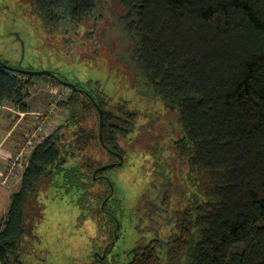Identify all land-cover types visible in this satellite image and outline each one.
I'll return each mask as SVG.
<instances>
[{"label": "trees", "instance_id": "16d2710c", "mask_svg": "<svg viewBox=\"0 0 264 264\" xmlns=\"http://www.w3.org/2000/svg\"><path fill=\"white\" fill-rule=\"evenodd\" d=\"M29 1L48 30L71 33L113 17L128 48L123 63L140 92L176 116L179 129L168 148L183 165L172 168L170 159L165 166L184 184L157 174L160 202L172 207L175 230L164 243L155 236L140 244L129 264H264V0ZM38 78L57 83L0 62V104L28 110L26 93ZM67 88L58 102L67 115L27 155L0 221L2 264H22L23 238L34 227L29 220L42 218L38 195L49 185L73 191L80 206L91 201L102 212L109 188L94 189L103 150L98 107L104 146L124 151L133 130L137 112L127 101L111 103L97 87V106L80 82ZM90 110L95 133L83 125ZM119 203L112 194L103 207L115 214ZM98 217L102 225L104 216Z\"/></svg>", "mask_w": 264, "mask_h": 264}, {"label": "rangeland", "instance_id": "374dc122", "mask_svg": "<svg viewBox=\"0 0 264 264\" xmlns=\"http://www.w3.org/2000/svg\"><path fill=\"white\" fill-rule=\"evenodd\" d=\"M107 19L98 20L95 28L80 25L71 33L48 30L29 0H0V59L17 69L53 71L68 82H80L93 94L99 88L111 103L127 101L128 107L137 112L126 141L124 163L105 172L113 183V194L120 200V205L114 207L120 228L111 253L115 255V264H123L137 244L149 242L155 236L164 243L175 230L172 207L159 208L163 185L157 174L164 172L170 181L184 184V178L172 171L183 162L176 154L171 159L172 151L168 148L177 137L176 116L161 100L140 92L133 72L123 63L128 48L120 29L113 17ZM35 81L26 93L27 101L39 113L50 114L44 116L40 136L48 125L55 127L67 115L56 104L57 96L67 88L43 78ZM36 114L27 115L25 137L13 154L22 150L27 133L36 128L38 120L42 121ZM83 125L92 127L93 133L97 131L95 111L84 116ZM94 147H99L96 142ZM27 150L28 153L30 149ZM24 158L9 173L12 191L20 186ZM170 159L172 168L166 170V161ZM179 170L182 171L180 167ZM94 189L105 191L101 181ZM38 196L43 203V215L41 219L29 220L34 227L23 238L22 264H97L92 254L107 240L109 225L107 221L99 224V214L91 201L82 207L75 201L78 195L54 184L40 190Z\"/></svg>", "mask_w": 264, "mask_h": 264}, {"label": "flooded vegetation", "instance_id": "af4514ba", "mask_svg": "<svg viewBox=\"0 0 264 264\" xmlns=\"http://www.w3.org/2000/svg\"><path fill=\"white\" fill-rule=\"evenodd\" d=\"M0 62L6 64L7 67L12 68V69H15V70H18V71H23V72H26V73H28V71H33L30 68H26V69L22 70V69H17L14 66H9V64L6 61L1 60V59H0ZM40 71H47V70H40ZM40 71H37V72H40ZM47 72L48 73H46V74H42V73H36V74L46 75V76H48L50 78H53V79H55L57 81V84L62 85L63 87L75 86V83L76 82H74V83L68 82L63 77H61L60 75L56 74L53 71H47ZM29 74H34V73H29ZM47 80H50V79H47ZM61 82L70 83L71 85L69 86V85H66V84H62ZM81 85L83 86V84H81ZM81 90L84 93H86V94H88L90 96L92 102H94L95 105H97V106L99 105L98 104L99 99L97 98V96L95 94H93L94 97H92L88 93V90H86L84 88V86H83V88H81ZM98 108L100 109V107H98ZM99 124H100V122H99ZM103 126H104V124H103ZM98 131H99V126H98ZM102 136H103V130H102ZM124 143L125 144L123 145L124 146L123 148H124V151H125L126 142H124ZM101 144L103 145V150L100 152L99 155H97V158H98L97 162L98 163L95 165V167L93 169V178L95 180H97L98 183H99V181H101V185H104L105 191L107 190V187H108L109 188V192H108L106 198L101 203V210H102V212H100V209L97 208V207L96 208H93V209L94 210H97V213L98 214L99 213L102 214L104 216V220H105V216H108V219L107 220L113 219L114 222H109L108 223L109 226L106 229V232H107V240L104 242V244L102 246L99 247V249H95L93 251L92 257H93V260L97 264H115L116 258H115V255H113L111 253V251H112V246H113L114 242L117 240L116 238L118 237L117 235H118V231H119V228H120V222L118 220V217L115 216L116 214L112 213L110 210H108V209H106V208L103 207L104 206V203L113 194V183L105 175V172L109 168L120 167L124 163V151L121 148H119L117 145H113L112 147H107V146H104L103 143H101ZM120 156L122 157V162H120ZM106 165H111V166H108V167L103 168V169H99L94 174V171L97 168H101V167H104ZM159 201H161V199ZM165 207L166 206H162L161 205L159 208H162V209L165 210ZM140 244H143V243H140ZM140 244H137L135 247H133L131 249V254H130L131 257L125 263H123V264H129V262L132 259L135 258V254L137 252V248H138V246ZM110 256H113V257L110 258Z\"/></svg>", "mask_w": 264, "mask_h": 264}, {"label": "crops", "instance_id": "0c3cea01", "mask_svg": "<svg viewBox=\"0 0 264 264\" xmlns=\"http://www.w3.org/2000/svg\"><path fill=\"white\" fill-rule=\"evenodd\" d=\"M28 98H25L28 109L26 111L10 103L0 104V173L6 170L13 152L25 137L27 115L38 112L28 103ZM12 192L11 181L6 184L0 180V221L8 211Z\"/></svg>", "mask_w": 264, "mask_h": 264}, {"label": "built area", "instance_id": "2783aa9c", "mask_svg": "<svg viewBox=\"0 0 264 264\" xmlns=\"http://www.w3.org/2000/svg\"><path fill=\"white\" fill-rule=\"evenodd\" d=\"M64 88H67V87H64ZM68 88L65 90L63 89L62 91V95H59L57 96V99H56V104L61 101L63 99V97L65 95L68 94ZM50 114H44V113H39L37 112L36 116H37V119L39 118H42V121L41 120H38L36 123V128H34L31 132H28L27 133V141L23 143L22 145V150L16 152L15 154H12L11 158H10V161L8 162V165H7V168L4 172H1L0 173V180L1 182L3 183H8L9 181H11V178H10V172L12 170V167H14L15 164H19L21 159L25 156V161L23 162L22 164V167L24 169V167L26 166V158H27V155L31 152V150H33L34 146H35V143L40 141L42 138H44L45 136L49 135L51 133V131L54 129V127L52 126H49L48 125V128L46 129L45 133L44 134H40V132L44 129V126H45V120L46 119L44 116H49ZM44 120V121H43ZM30 149L29 152L27 153V149Z\"/></svg>", "mask_w": 264, "mask_h": 264}, {"label": "water", "instance_id": "95a60500", "mask_svg": "<svg viewBox=\"0 0 264 264\" xmlns=\"http://www.w3.org/2000/svg\"><path fill=\"white\" fill-rule=\"evenodd\" d=\"M28 73H34V74H36V73H42V74H46V73H48L47 71H40V72H37V71H28ZM62 84H66V85H71L70 83H64V82H61ZM98 111H99V122H100V124H99V138H100V141H101V143H103V136H102V130H103V124H104V122H103V112H102V110L101 109H99L98 108ZM120 162H122V157L120 156ZM108 166H111V165H106V166H104V167H101V168H97L95 171H94V174L97 172V170H99V169H103V168H106V167H108Z\"/></svg>", "mask_w": 264, "mask_h": 264}]
</instances>
